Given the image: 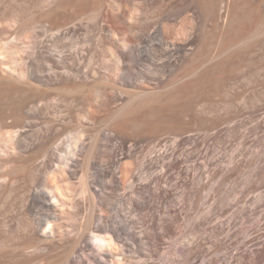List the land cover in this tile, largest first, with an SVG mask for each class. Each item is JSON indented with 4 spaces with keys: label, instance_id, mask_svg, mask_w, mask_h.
<instances>
[{
    "label": "rangeland",
    "instance_id": "rangeland-1",
    "mask_svg": "<svg viewBox=\"0 0 264 264\" xmlns=\"http://www.w3.org/2000/svg\"><path fill=\"white\" fill-rule=\"evenodd\" d=\"M0 3L5 106L34 105L1 131L0 264H264V0Z\"/></svg>",
    "mask_w": 264,
    "mask_h": 264
},
{
    "label": "bare ground",
    "instance_id": "bare-ground-1",
    "mask_svg": "<svg viewBox=\"0 0 264 264\" xmlns=\"http://www.w3.org/2000/svg\"><path fill=\"white\" fill-rule=\"evenodd\" d=\"M1 1V0H0ZM2 3V2H1ZM0 3V4H1ZM224 7V6H223ZM226 7V6H225ZM225 11V10H224ZM226 12V11H225ZM1 21V20H0ZM2 23V22H1ZM0 23V27L2 26V24ZM264 23V22H263ZM263 23H262V25H263ZM261 27V25L258 27V29ZM2 28V27H1ZM1 28H0V30H1ZM264 26L263 27H261L260 29H262L263 31H264ZM259 29V30H260ZM262 30H260L259 32H261ZM60 29H58V31H56L57 33H55V31H54V33H52V37L55 35L56 36V34H59L60 32ZM262 31V32H263ZM257 33V32H256ZM41 36V35H40ZM54 36V37H55ZM59 36V35H58ZM28 37V36H27ZM39 37V36H38ZM42 37V36H41ZM53 37V38H54ZM40 38V37H39ZM28 39V38H27ZM29 39H30V37H29ZM34 40V39H33ZM41 40V39H40ZM39 40V41H40ZM39 41H37V42H39ZM55 41V40H54ZM21 42V41H20ZM50 45V44H49ZM49 45L47 44V46H45L44 45V48L41 50V52H42V55H43V57H44V61H43V63H47L49 66H50V73H52L54 76H55V79H59V75L57 74V70L55 69V67H53L54 65H56V64H61L62 62H63V60H64V51L63 50H60V48L58 49L56 46H53L52 47V45H55V43L54 44H52V45H50V47H49ZM24 46V45H23ZM21 47H22V45H21ZM43 47V46H42ZM25 48V47H24ZM46 48V49H45ZM36 50V49H35ZM38 50H39V48H38ZM40 51V50H39ZM35 52V51H34ZM21 53H23V50H21L20 49V47H19V45L18 44H16V45H12V41H11V39H9V38H3L2 36H1V32H0V184H1V182H3V178H6L7 179V176L5 175H3V169L5 168L4 167V165H6V164H4L5 162H7V161H5V159H4V156H3V143H6V142H4L5 141V133H4V130L5 129H3V133L1 132L2 131V128H3V126H4V128H5V125L7 124V122L8 121H6L7 120V118L8 117H14V115H12L14 112H8L10 115L9 116H7L8 114H6V110H7V108L9 109L10 107H12V108H10V109H15L16 111H20L21 110V108L22 107H27L28 108V112L30 111L31 112V110L30 109H32V108H34L33 106V104H31L32 102H30V101H33L32 99H31V96H30V94H29V90L32 88L31 87V85H30V83L28 84L29 85V87L30 88H27L28 90H24L25 92H22V93H24V96H23V94H21L23 97H21V98H23V100H21V98L19 99V102L18 103H15V104H13V103H11V104H13V105H11L10 104V107H7V105L5 106V102H6V98H7V100L10 98V97H12L13 95H15V93H17V92H19V91H22V89H23V86H22V88H20V86L17 84L19 81H18V79H20V77H23V70L21 71V68L19 69V66H20V59L22 60L23 59V57L22 58H20L21 56ZM34 54V53H33ZM35 56V55H34ZM214 58V57H213ZM42 59V58H41ZM36 70H37V68H36ZM35 70V71H36ZM52 70V71H51ZM35 75H38V76H42V74H40V71H36L35 72ZM38 76H37V78H38ZM18 81V82H17ZM23 82V81H22ZM29 82V81H28ZM23 83H25V81L23 82ZM32 83V82H31ZM26 84V85H27ZM23 85V84H22ZM27 85V86H28ZM26 86V87H27ZM26 89V88H25ZM21 93V92H20ZM18 95V94H17ZM9 97V98H8ZM17 98H18V96H17ZM12 99V98H11ZM31 99V100H30ZM141 100H143V99H141ZM11 101V100H10ZM13 102V101H12ZM14 102H15V100H14ZM139 103V102H138ZM35 104V103H34ZM37 104V103H36ZM35 104V105H36ZM136 105V104H135ZM133 107H134V104H133ZM27 108H26V110H27ZM33 110V109H32ZM15 111V112H16ZM19 111H18V113H19ZM17 113V112H16ZM17 113V114H18ZM15 114V113H14ZM16 114V115H17ZM13 119V118H12ZM11 119V120H12ZM15 119V118H14ZM16 119H17V117H16ZM5 132H7L6 130H5ZM8 133V132H7ZM10 133V132H9ZM11 134H12V132H11ZM8 135V134H7ZM13 136V135H12ZM8 137H9V135H8ZM7 138V137H6ZM81 138H82V135L81 134H75V135H72L69 139H68V141H67V144H66V146H65V148H61L60 146H56V150H54V156L56 155L57 157H58V159H60V162H58L57 163V166H58V169H59V167H63V165H64V163L66 162V152L67 151H69L70 153H74L75 152V149L78 147V144H79V142H80V140H81ZM11 140L13 139V138H10ZM9 143V142H8ZM8 143L6 144V145H8ZM13 147H14V145H13ZM12 147V148H13ZM15 148V147H14ZM16 150V149H15ZM5 152V151H4ZM11 153V152H10ZM10 153L8 154L9 155V157H10ZM15 153V152H14ZM17 153V152H16ZM12 156V155H11ZM17 156V155H16ZM15 157V156H14ZM11 158V157H10ZM16 158V157H15ZM9 160V159H8ZM15 160V159H14ZM10 161H11V159H10ZM15 161H17V160H15ZM9 162V161H8ZM7 162V163H8ZM11 163H13V162H11ZM4 164V165H3ZM12 166L14 165V163L13 164H11ZM11 166V167H12ZM4 167V168H3ZM9 167V166H8ZM13 168H15V167H13ZM6 169V168H5ZM6 170H8V169H6ZM5 170V171H6ZM12 170V169H11ZM10 170V171H11ZM7 172V171H6ZM13 172V171H12ZM6 174V173H5ZM8 175V174H7ZM49 177V176H48ZM8 178H12V176L11 177H8ZM15 178H16V176H15ZM15 178H14V180H15ZM45 178V177H44ZM49 178H51V177H49ZM54 178V177H53ZM52 178V179H53ZM6 179H4V181L6 180ZM2 180V181H1ZM43 180V179H42ZM45 180H46V178H45ZM47 180H48V178H47ZM55 180V179H54ZM7 181V180H6ZM53 181V180H52ZM9 182H10V180H9ZM15 182V181H14ZM42 182H44V180L42 181ZM50 182V181H49ZM44 183H48V182H44ZM7 184H10V183H7ZM6 184V185H7ZM52 184V183H51ZM57 184V183H56ZM1 185H3V184H1ZM5 185V186H6ZM53 185V184H52ZM59 185V184H58ZM57 185V186H58ZM5 186H4V188H5ZM9 186V185H8ZM48 186H49V184H48ZM48 186H45L46 188V192L48 191L49 193H50V190L51 189H49L48 188ZM0 187H2V186H0ZM60 187V186H59ZM7 188V187H6ZM5 188V189H6ZM53 188H56L55 186L53 187ZM52 188V189H53ZM2 189V188H1ZM8 189V188H7ZM15 189V188H14ZM1 192H2V190H1ZM3 193V192H2ZM2 195V194H1ZM0 195V196H1ZM51 195V194H50ZM60 195V193L59 192H56L54 195H51V199H50V204H57L58 205V203H59V199H58V197H60L59 196ZM13 197V196H12ZM14 199V198H13ZM12 199V200H13ZM56 201V202H53V201ZM13 205H15V203L13 204ZM13 208H14V206H12ZM94 213V212H93ZM1 215V214H0ZM3 220V219H2ZM53 227V225L51 224V222L48 224V226H47V228H49V229H51ZM95 237V243L97 244V246L99 247V248H102L103 246H106V247H109V244H107V243H101L100 241H102V240H107V238L105 237V238H103V236H100V235H95L94 236ZM108 245V246H107ZM110 246H111V244H110ZM114 264V263H113Z\"/></svg>",
    "mask_w": 264,
    "mask_h": 264
},
{
    "label": "clouds",
    "instance_id": "clouds-1",
    "mask_svg": "<svg viewBox=\"0 0 264 264\" xmlns=\"http://www.w3.org/2000/svg\"><path fill=\"white\" fill-rule=\"evenodd\" d=\"M11 135H12V134L9 133V136H11ZM9 142H10V141H9ZM6 143H8V142H6ZM56 192H59L61 195H64V191H62V189H61L59 186H57L56 188L50 190V194H52V195H54ZM65 199H68V197L65 196ZM53 202H56V201L54 200ZM100 242H101V243L111 244V240H110V238L107 239V240H102V241H100Z\"/></svg>",
    "mask_w": 264,
    "mask_h": 264
}]
</instances>
